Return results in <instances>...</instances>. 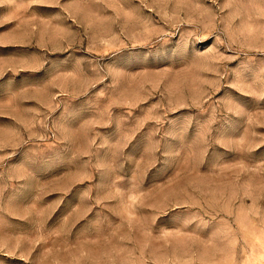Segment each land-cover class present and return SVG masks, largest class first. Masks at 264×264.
<instances>
[{
  "label": "rangeland",
  "instance_id": "1",
  "mask_svg": "<svg viewBox=\"0 0 264 264\" xmlns=\"http://www.w3.org/2000/svg\"><path fill=\"white\" fill-rule=\"evenodd\" d=\"M0 264H264V0H0Z\"/></svg>",
  "mask_w": 264,
  "mask_h": 264
}]
</instances>
